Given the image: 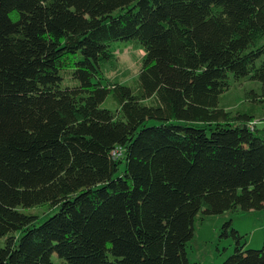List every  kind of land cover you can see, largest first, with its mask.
I'll list each match as a JSON object with an SVG mask.
<instances>
[{"label": "trees", "instance_id": "trees-1", "mask_svg": "<svg viewBox=\"0 0 264 264\" xmlns=\"http://www.w3.org/2000/svg\"><path fill=\"white\" fill-rule=\"evenodd\" d=\"M116 40L144 50L130 84L103 73ZM230 78L259 84L233 115ZM256 119L264 0H0V264H199L197 214L264 209Z\"/></svg>", "mask_w": 264, "mask_h": 264}, {"label": "rangeland", "instance_id": "rangeland-1", "mask_svg": "<svg viewBox=\"0 0 264 264\" xmlns=\"http://www.w3.org/2000/svg\"><path fill=\"white\" fill-rule=\"evenodd\" d=\"M112 47L117 51L111 60L103 64L104 76L109 80L115 79L123 84H130L136 78L144 50L135 45L132 40L113 41ZM249 90L257 92L259 84L246 78L239 81L230 78V86L220 95L219 105L233 115L246 103L245 98L248 97ZM257 125L264 126V120L257 121ZM34 212L41 214L45 210L39 207ZM45 215L46 213L40 219ZM228 219H231L232 226L240 234H244L245 248L257 249L262 246L264 243V209L214 215L199 213L193 222V236L186 246V255L190 261L199 264H220L232 252L231 239L218 237L221 223Z\"/></svg>", "mask_w": 264, "mask_h": 264}]
</instances>
